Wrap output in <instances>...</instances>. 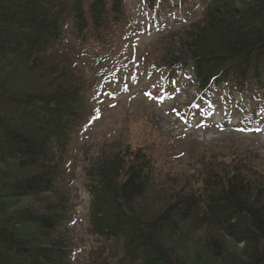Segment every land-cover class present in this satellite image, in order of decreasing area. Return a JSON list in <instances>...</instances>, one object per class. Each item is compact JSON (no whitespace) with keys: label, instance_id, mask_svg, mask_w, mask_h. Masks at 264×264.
Masks as SVG:
<instances>
[{"label":"trees","instance_id":"1","mask_svg":"<svg viewBox=\"0 0 264 264\" xmlns=\"http://www.w3.org/2000/svg\"><path fill=\"white\" fill-rule=\"evenodd\" d=\"M176 1L146 0V9L161 19L174 12L185 16L197 0ZM86 2L0 0V264H69L71 258L60 229L73 205L55 183L73 128L87 112L88 90L69 69L58 68L53 56L66 22L83 44L94 39L110 49L131 27L122 0ZM177 46L188 60L173 50L164 71L190 69L201 92L225 86L244 96L251 86L261 97L264 0H206L203 18ZM18 71L27 77L42 71L46 83L38 86L32 77L33 86L18 84L9 75ZM257 176L243 163L206 165L199 181L172 193L164 211L150 220L135 204L153 187L151 158L129 148L103 154L86 169L91 232L122 245L118 264H264V183ZM26 198L33 203L14 210ZM185 222L219 230L242 245V253L231 255L220 239L206 237V256L181 258L165 240Z\"/></svg>","mask_w":264,"mask_h":264},{"label":"rangeland","instance_id":"2","mask_svg":"<svg viewBox=\"0 0 264 264\" xmlns=\"http://www.w3.org/2000/svg\"><path fill=\"white\" fill-rule=\"evenodd\" d=\"M145 1L122 0L130 26L134 27L118 35L111 49L94 39L83 44L66 22L65 36L53 56L58 68L69 69L75 82L88 90L87 112L73 128L72 144L55 183L58 192L66 194L74 205L60 229L70 246L69 264H118L123 256L121 244L105 243L95 237L89 223L86 169L103 154L113 156L129 148L151 158L153 187L145 199L135 204L136 210L150 220L164 211L172 193L194 178L199 181L206 165L224 169L243 163L258 174L257 182L264 183V101L230 102L221 97L219 120L211 122L210 97L201 100L188 76L176 80L172 73L173 82L163 78V64L173 50L187 59V51L177 46L178 39L185 38L191 26L203 18L206 0L194 1L185 16L172 15L155 30ZM19 73L9 75L18 84H35L31 80L34 75ZM40 74L34 79L38 86L46 83V77ZM244 107L260 111L257 116L261 118L257 121L256 117L257 122L249 129L227 116L229 108L235 113ZM47 198L53 200L49 195ZM32 203L31 198L22 199L14 210ZM174 233L165 241L188 260L198 252L206 256V237L220 239L231 255H240L243 250L242 245L212 227H192V223L185 222Z\"/></svg>","mask_w":264,"mask_h":264},{"label":"bare ground","instance_id":"3","mask_svg":"<svg viewBox=\"0 0 264 264\" xmlns=\"http://www.w3.org/2000/svg\"><path fill=\"white\" fill-rule=\"evenodd\" d=\"M34 75V77L37 79L38 78V75L37 74H33Z\"/></svg>","mask_w":264,"mask_h":264}]
</instances>
